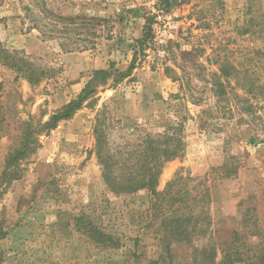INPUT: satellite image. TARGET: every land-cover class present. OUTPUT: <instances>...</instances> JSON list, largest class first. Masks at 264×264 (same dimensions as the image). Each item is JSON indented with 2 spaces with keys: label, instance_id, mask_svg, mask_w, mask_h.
Masks as SVG:
<instances>
[{
  "label": "rangeland",
  "instance_id": "obj_1",
  "mask_svg": "<svg viewBox=\"0 0 264 264\" xmlns=\"http://www.w3.org/2000/svg\"><path fill=\"white\" fill-rule=\"evenodd\" d=\"M160 1L0 0V47L47 72L32 85L0 59V177L23 122L45 123L97 70L110 74L73 119L39 136L19 179L0 180V264H199L206 246L232 243L249 210L250 222L264 226V0H189L168 11ZM49 13L103 21L95 31L49 38L50 30L67 28L53 15L32 20ZM154 15L155 33L168 21L179 27L143 52L137 41ZM62 44L80 50L66 53ZM96 128L122 160L134 159L148 137H180L184 153L164 164L156 187L163 195L182 176L173 197L111 193ZM187 194L192 198L181 201ZM192 209L202 233L187 242L168 239L164 218ZM83 215L116 246L103 249L83 235Z\"/></svg>",
  "mask_w": 264,
  "mask_h": 264
},
{
  "label": "trees",
  "instance_id": "obj_2",
  "mask_svg": "<svg viewBox=\"0 0 264 264\" xmlns=\"http://www.w3.org/2000/svg\"><path fill=\"white\" fill-rule=\"evenodd\" d=\"M216 1V0H210ZM222 5L221 0H217ZM189 3V0H161L160 9L170 10L177 4ZM29 11V9H27ZM33 15V21H41L49 18V16L56 19L55 23L59 22L63 25L67 24L64 30L52 29L49 33V38H53L54 34L61 33L62 35L69 32H76L80 34L83 29L93 30L100 26L101 21L97 18L89 16L64 17L49 13L48 17ZM264 15V13H263ZM157 16L145 18V25L143 26V35L137 41L138 47L141 51L149 48V44L154 42L156 33L154 32V24ZM251 23V21H250ZM249 23V24H250ZM30 30V29H29ZM264 32V31H263ZM92 35H96L92 32ZM245 33H251L247 30ZM62 49L66 53H71L79 48H70L67 44H62ZM0 59L3 63L12 69L18 78L27 80L32 85L40 84L47 76V72L37 68L31 61L24 58L19 53L10 52L7 49L0 47ZM137 61V52L132 60L130 68L125 75L128 77L135 69ZM222 73L226 75V69L221 68ZM109 72L107 70H97L94 73V78L86 85L82 92L73 100L64 105L59 111L52 114L48 121L42 124H35L33 120L23 122V132L21 135V142L19 147L8 154L5 164V170L0 180L4 183H11L21 177L18 173L19 166L22 161L29 158L40 146L39 136L54 131L58 128L60 123L69 121L83 109L85 104L95 96L97 93L99 83H106L109 79ZM96 146L95 151L98 163L102 169V178L107 185L109 191L118 196L133 195L142 190H149L156 199L171 195V190L174 185L184 179L178 176L167 187L163 195L156 191L162 168L165 163L173 161L184 153V144L180 137H173L168 135H158L156 137H148L145 146L138 152V155L133 158L122 160L111 153L105 132L95 129ZM175 138V139H174ZM127 168V171H121ZM1 187V186H0ZM192 198L189 194L180 198L181 201L187 202ZM177 201L174 198V202ZM172 202V204L174 203ZM156 202L154 206L158 207ZM248 213L244 214L242 219V229L234 232V238L230 245L218 250L215 243H211L203 250L199 251L198 258L195 260L199 264H264V226L258 223H251ZM203 219L206 216H202ZM78 228L81 233L91 239L98 247L103 249H110L116 246L115 239L108 234L103 228L98 227L90 221V218L83 215L77 219ZM199 217L193 214V209L188 216H177L172 213L164 218L162 227L168 239L174 242H187L193 233H202L199 224ZM253 226L247 228L246 226ZM219 255L221 258L219 259Z\"/></svg>",
  "mask_w": 264,
  "mask_h": 264
},
{
  "label": "built area",
  "instance_id": "obj_3",
  "mask_svg": "<svg viewBox=\"0 0 264 264\" xmlns=\"http://www.w3.org/2000/svg\"><path fill=\"white\" fill-rule=\"evenodd\" d=\"M178 27L179 25L176 22H165L159 27V30L156 33L155 41L158 43H164L169 37H171L172 33L175 32Z\"/></svg>",
  "mask_w": 264,
  "mask_h": 264
}]
</instances>
